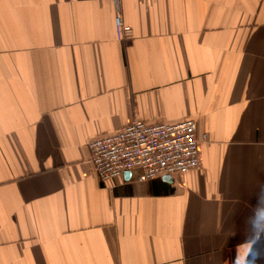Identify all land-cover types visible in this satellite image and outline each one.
<instances>
[{"label": "crops", "instance_id": "0c3cea01", "mask_svg": "<svg viewBox=\"0 0 264 264\" xmlns=\"http://www.w3.org/2000/svg\"><path fill=\"white\" fill-rule=\"evenodd\" d=\"M120 7L0 0V264H264V0ZM185 119L197 167L100 181L90 140Z\"/></svg>", "mask_w": 264, "mask_h": 264}, {"label": "built area", "instance_id": "2783aa9c", "mask_svg": "<svg viewBox=\"0 0 264 264\" xmlns=\"http://www.w3.org/2000/svg\"><path fill=\"white\" fill-rule=\"evenodd\" d=\"M111 1L115 34L124 40L132 35V28L124 22L120 0ZM199 142L194 119L160 124L134 120L114 133L93 138L88 148L100 181L135 170L136 180L145 182L162 174L184 173L197 167Z\"/></svg>", "mask_w": 264, "mask_h": 264}, {"label": "clouds", "instance_id": "9594fccd", "mask_svg": "<svg viewBox=\"0 0 264 264\" xmlns=\"http://www.w3.org/2000/svg\"><path fill=\"white\" fill-rule=\"evenodd\" d=\"M261 192H264V186H262ZM258 231H264V217H262L256 210H253L252 214L246 221L247 238L251 239ZM242 248L243 245L238 246L237 255L233 261V264H241Z\"/></svg>", "mask_w": 264, "mask_h": 264}]
</instances>
